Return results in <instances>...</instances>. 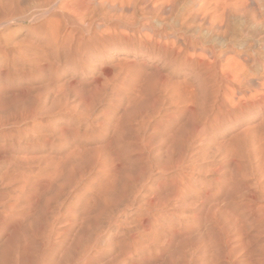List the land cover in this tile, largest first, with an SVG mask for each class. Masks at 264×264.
Wrapping results in <instances>:
<instances>
[{
    "label": "bare ground",
    "instance_id": "obj_1",
    "mask_svg": "<svg viewBox=\"0 0 264 264\" xmlns=\"http://www.w3.org/2000/svg\"><path fill=\"white\" fill-rule=\"evenodd\" d=\"M17 1L22 0H0V264H264V24L255 22L257 27L252 21L264 17V0H36L41 8L32 18L40 26L30 30L42 29L47 40L38 62L30 57L29 64L39 68L36 72L57 67L50 52L67 59L80 52L86 20L95 29L104 21L118 28L116 12L124 25H138V31L119 38L126 55L118 61L119 72L139 57L157 62L154 74L159 80L137 78L127 85L130 89L124 85L113 121L108 127L105 121L95 125L101 133H114L118 151L94 146L99 149L94 167L78 174L82 178L76 185L73 175L74 183H67L74 186L69 187L58 182L69 158L74 161L75 150L62 157L39 156L52 145L42 122L58 109L60 118H83L79 107L89 99L76 105L73 90L71 101L66 89H60L55 102H45L55 103L48 109L45 97L37 95L23 107L24 120L19 118L20 125L41 121L40 128L24 137L16 155V70L29 59L28 38L16 42V23L28 12L20 6L18 14ZM72 12L84 22L76 21ZM230 25L235 28L227 40ZM253 30L258 38L250 40ZM34 42L30 45L37 47ZM130 54L133 59L125 58ZM143 65L144 74L152 65ZM168 67L171 71L163 75ZM96 76L89 78L97 83ZM149 97L156 106L155 114L150 111L155 121H149L145 110L137 111L141 121L136 116L138 121H131V108ZM128 134L134 138L128 140ZM82 148L85 161L88 155ZM134 164L137 171H132ZM95 210L97 219L102 212L108 215V220L99 218L107 220L106 227L90 218ZM89 220L97 224L86 232Z\"/></svg>",
    "mask_w": 264,
    "mask_h": 264
},
{
    "label": "rangeland",
    "instance_id": "obj_2",
    "mask_svg": "<svg viewBox=\"0 0 264 264\" xmlns=\"http://www.w3.org/2000/svg\"><path fill=\"white\" fill-rule=\"evenodd\" d=\"M23 1V0H22ZM22 1L20 2V1H17V3H18V5L17 4H15V6H16V8L18 9L20 6V10L21 11H24V10H27L28 9V12H26L25 14H24V16H22L21 18L23 19H18V20H16V29L18 30V34L16 33V42H19V41H21V39H26L27 40V38H28V40H27V46L25 47L26 49V52L28 53V56H29V59H24V60H26L27 61V63L25 64L23 61H22V63L20 64L19 63V65H20V67L21 66H23L24 64H25V66H23L22 67V69L19 67L18 69H21L20 71L18 70H16V73L18 74V75H16V113L18 114H16V119L18 118L19 120H20V118L19 117H21V120L23 119L24 120V117L23 116H20V115H22V113H23V107H28L29 106V103H31V102H33L34 101V99H35V97H37V95L38 96H41V98H43V96L45 97V98H43V100H44V103L45 102H47V99L49 98V99H51V100H53L55 97V95L59 92V90L61 89V91H62V89L64 90V89H66V92L68 93V96H69V98L71 99V101H73V100H77L76 101V105H77V103H79V105H80V102H81V104H83L85 101H87L88 99L91 101H87L86 102V106H85V103L83 104V105H81L80 107H79V109H80V111L81 112H83V114L85 113V117H81V118H76L75 120H68L65 116H63V118H60L56 113H57V111H59V109L58 110H54V109H56V108H53V110L55 111V114L53 115V114H51V117H49V120L48 121H46L45 123L44 122H42L45 126H46V128H45V130L47 131V133L49 134V138H50V140L52 141V145H50V146H47V151L46 152H44L43 153V151H41L40 152V154H39V156H41V155H47L48 156V159L49 158H54L55 156H57V157H62L61 156V154L63 153V154H65L64 152H69L70 150V152H73V150H75L74 152H73V159H74V161H75V163H74V165H73V163H72V159L70 160V158H69V160L71 161L70 162V169H69V165L67 164L68 162H69V160H68V162H66V164H65V168L63 169V174H62V177H61V179L59 180L60 181V183L58 182V185L59 184H65V187H69V185H71V184H69L68 185V180L69 179H71V180H69L70 182H73L74 181V179H76V181H75V185L80 181V179L82 178V177H80V179H79V176H83V173L85 174L86 172V170H87V172H88V168L87 167H91V168H93L94 167V165H92L94 162H95V159H94V156H95V154H96V152H97V150H99L100 148H103V149H105L106 151H109V150H112V151H118V149H117V146L115 145V137L113 136V132L111 133L110 131H105L104 133H101L99 130H98V128H97V126L95 127V125H97V123H98V121H105L104 123L107 125V127H108V121H113V117H114V111L116 110V108H117V106H118V104H119V101H120V99H122L123 100V97H124V94H125V88H124V85H126V87L128 88V84L129 83H131L133 80H135V79H137V78H140V79H144L145 80V78L146 79H148V81L147 82H149V81H152L153 80V78L155 77V78H157L158 79V75H157V73H155L154 74V72L155 71H157L156 69H155V65H156V61L155 62H149V60H147L146 59V56H144V57H139V58H136V60H135V63H134V66H132V67H130V68H126V69H123V70H121V73L119 72L120 70V68L118 67L119 65V63H118V61L120 62L121 61V58L123 59V57L124 56H126V55H124V53H122L123 51H122V48L123 47H125V45H124V40H122V39H119V38H122V37H124L125 36V32L127 33H131L132 34V32H136V31H138L137 30V24L136 25H133V26H131V25H124L122 22V20H124V18L123 17H121L120 15H119V12L117 13H114L115 15H114V18H115V16H118V19L116 18V20L117 21H119V27L118 28H116V29H113V27L111 26V24L110 23H108L107 21H104L103 23L101 22V21H98L99 19H97L96 20V22H97V24L98 23H100V24H102V28H100V29H98V28H96L95 29V25H93V26H91V24H90V20H86V22H85V24H84V28L81 30V32H80V35H82L81 37L83 38L84 37V40H85V42L83 41V45H82V47H81V49H80V52H78L77 53V51L75 52V53H73L71 56H68V58L69 59H67V58H64L65 56L63 55V54H58V57H56V54H55V52H50V53H48V55H49V57L51 56H53L52 57V59L54 58L56 61H58L59 63H57L56 64V66L57 67H55V69H53V70H46V72L44 71V73L43 72H41V74H40V71L38 70V72H36L37 71V69H39V68H33V66H31L32 65V63H31V65L29 64V61H30V59H32L33 57L36 59V61L38 62V58L40 57L41 58V56L43 55V50H45L46 48V44H47V40H46V36H45V32L44 31H42V29H38L37 31L36 30H30V28H34V27H38V26H40V21L39 20H36L35 19V17L33 16V18H32V15L36 12V11H38L41 7H40V4L38 3V1H34V0H24V2L22 3ZM33 2V3H32ZM20 3V4H19ZM35 3H36V5H35ZM29 4V5H28ZM26 8V9H25ZM44 8V7H43ZM16 9V11L18 12V14L20 13V10L18 9L17 10ZM24 9V10H23ZM30 13H32V14H30ZM73 13V12H72ZM73 14H75V15H77V13H73ZM117 14V15H116ZM128 16L130 15V13H128L127 14ZM251 15V14H250ZM25 16H26V18L27 19H29V20H27L26 18H25ZM77 16H79V15H77ZM77 16H75L76 17V21H79L78 19H81L80 18V16L79 17H77ZM247 17H249L248 19H250V20H252L251 18H250V16L249 15H247ZM119 18H121V20L119 19ZM258 18H256V21H255V19L254 20H252V21H254V25L256 24V23H258L260 26H261V24L263 25L264 24V21H263V19H264V17H262V18H259V20H257ZM25 20V21H24ZM34 20V21H33ZM36 20V21H35ZM131 20V19H130ZM262 21H263V23H262ZM35 22H37L36 24H35ZM80 22H84L82 19H81V21ZM256 22V23H255ZM90 25H89V24ZM105 23V24H104ZM108 24V25H107ZM258 24H256L255 26H257V27H259V25ZM21 25V26H20ZM37 25V26H36ZM85 25H86V28H85ZM104 25V26H103ZM30 26V27H29ZM89 26V27H88ZM90 26H91V28H90ZM111 27V28H109V27ZM134 26H136V27H134ZM264 26V25H263ZM28 27V28H27ZM88 27V28H87ZM130 27V28H129ZM229 28V30H227V32H225L227 35H226V39L227 40H229L230 38H231V36H232V34H231V31L232 30H234V28H235V26H233V25H230V27H228ZM89 29V30H88ZM94 29V30H93ZM107 31H105V30ZM109 29V30H108ZM122 29H123V31H122ZM91 30V31H90ZM104 30V31H103ZM116 30V31H115ZM119 30V31H118ZM90 31V32H89ZM97 31V32H96ZM110 31V32H109ZM112 31V32H111ZM116 32V34H115V32ZM132 31V32H131ZM254 31L255 30H253L251 33H250V40H253V39H257L258 37V35L257 36H255L256 34H257V32L255 31V33H254ZM104 32H106L107 34H105ZM108 32H109V34H108ZM119 32V33H118ZM229 32V33H228ZM24 33H25V35H24ZM82 33V34H81ZM86 33H89V34H86ZM122 33H124V34H122ZM94 34V35H93ZM97 34V35H96ZM100 34H101V36H100ZM105 34V35H104ZM231 34V35H230ZM24 35V36H23ZM118 35V36H117ZM121 35V36H120ZM224 36H225V34H223ZM252 35V36H251ZM23 36V37H22ZM29 36V37H28ZM40 36V37H39ZM86 36V37H85ZM99 36V37H98ZM255 36V37H254ZM89 37V38H88ZM106 37V38H105ZM230 37V38H229ZM33 39V40H30V39ZM88 38V39H87ZM100 38V39H99ZM98 39V40H97ZM115 39V40H114ZM19 40V41H18ZM90 40V41H89ZM92 40V41H91ZM96 40V41H95ZM101 40V41H100ZM29 41V42H28ZM31 41L32 42H34V43H36V44H38V45H42L40 48L38 47V45H36L39 49L37 50V47H35V44H31L30 45V43H31ZM94 41V42H93ZM99 41V42H98ZM41 42V43H40ZM97 42V43H96ZM252 43V41H249V43ZM29 43V44H28ZM92 43V44H91ZM94 43H96V44H94ZM99 46H98V45ZM45 45V46H44ZM87 45V46H86ZM29 46V47H28ZM34 46V47H33ZM84 46V47H83ZM85 47H87V48H85ZM106 47V48H105ZM101 48V49H100ZM37 52H36V51ZM29 51V52H28ZM40 51V52H39ZM122 51V52H121ZM31 53V55H29ZM53 53L55 54V55H53ZM62 53V52H61ZM80 53L82 54L81 56H80ZM32 54H34V55H32ZM36 54V55H35ZM52 54V55H51ZM38 55V56H37ZM41 55V56H40ZM64 57H63V56ZM32 56V58H30ZM111 56L113 57V58H111ZM119 56H121V57H119ZM25 58H28L27 57V54H26V57ZM33 58V59H34ZM63 58L64 59H66V60H64L63 61ZM71 58V59H70ZM116 58H118L117 60H116ZM125 58H127V59H133L134 58V55L133 54H130V55H127V57H125ZM34 59V60H35ZM38 59V60H37ZM61 59V60H60ZM82 59H83V61H82ZM79 60V61H78ZM20 61V60H19ZM61 61V62H60ZM147 62V63H149V64H151L152 66H150L146 71H144L145 73V75L143 74V69L145 68V66L143 65V62ZM79 62H81V63H79ZM24 63V64H23ZM63 63H65V64H63ZM90 63V64H89ZM92 63H94V64H92ZM116 63H117V65H116ZM81 64V65H80ZM86 64V65H85ZM60 65H62V66H60ZM84 65V66H83ZM79 66V67H78ZM87 66V67H86ZM103 66V67H102ZM148 66V65H147ZM146 66V67H147ZM25 67V68H24ZM99 67V68H98ZM115 67V68H114ZM119 69H118V68ZM31 68H32V70H31ZM57 68H59V69H57ZM106 68V69H105ZM111 68V69H110ZM114 68V69H113ZM134 68H136V69H134ZM138 68V69H137ZM24 69V70H23ZM26 69V70H25ZM36 69V70H35ZM57 69V70H56ZM142 69V70H141ZM171 67H168V68H166V69H164L163 71H162V73H163V75L164 74H166L167 72V74H169V72L171 71ZM28 70V71H27ZM106 70V71H105ZM140 70V71H139ZM22 71V72H21ZM35 71V72H34ZM56 71V72H55ZM101 71L103 72V73H101ZM124 71V72H123ZM148 71H149V73H150V76H148L149 75V73H148ZM29 72H30V74H29ZM48 72V73H47ZM88 72V73H87ZM110 72V73H109ZM123 72V73H122ZM129 72V73H128ZM57 73V74H56ZM114 73H115V75H114ZM133 73V74H132ZM151 73H152V75H151ZM72 74V75H71ZM107 76V78H106V76ZM117 74V75H116ZM126 74H128V76L126 75ZM148 74V75H147ZM166 74V75H167ZM27 75V76H26ZM83 75V76H82ZM89 75H97L96 77L98 78V82L97 83H94V81L92 80V78H89ZM112 75V76H111ZM113 75L114 76H116L115 77V79L117 80H115L114 79V77H113ZM123 75L125 76V77H123ZM155 75V76H154ZM59 76V77H58ZM105 76V77H104ZM111 76V77H110ZM141 76V77H140ZM52 79H51V78ZM71 78V81H70V78ZM76 77V78H75ZM127 77H129V78H127ZM123 78V79H122ZM73 79V80H72ZM108 79V80H107ZM115 81H114V80ZM43 80V81H42ZM49 80V81H48ZM75 80V81H74ZM92 80V81H91ZM119 80V81H118ZM159 80V79H158ZM69 81L70 82H73V83H71L72 85L71 86H69ZM20 82V83H19ZM47 82V83H46ZM63 82H66L65 83V85H66V88L64 87V83ZM105 82V83H104ZM111 82V83H110ZM44 83V84H43ZM51 83H53V87L54 88H52V86H51ZM56 83V84H55ZM59 83V84H58ZM67 83H68V85H67ZM81 83V84H80ZM115 83V84H114ZM116 83H118L117 85H116ZM42 84H43V86H42ZM47 84H49L48 86H47ZM62 84V85H61ZM74 84V85H73ZM121 84V85H120ZM37 85V86H36ZM38 85H40L41 86V88H39L40 86H38ZM55 85V86H54ZM62 86L63 88H60V86ZM78 85H79V88H78ZM82 85V86H81ZM119 85H120V87H119ZM28 86V87H27ZM34 87L33 88V90H34V92L32 91V87ZM45 86H47V87H45ZM49 86H50V88H49ZM57 86V87H56ZM67 86H68V88L70 87L71 89V91L67 88ZM75 86V87H74ZM30 87V88H29ZM38 87V88H37ZM42 87H44L43 88V90H42ZM58 87H59V89H58ZM76 87H77V89H76ZM85 87V88H84ZM90 87V88H89ZM116 89H115V88ZM36 88L38 89V90H40L41 89V91H43V92H39V91H36ZM46 88H48V89H50V91H48V89H46ZM54 89L53 91H52V89ZM122 88V89H121ZM27 89V90H26ZM87 89V90H86ZM89 89V90H88ZM111 89V90H110ZM118 89H120L121 90V92H118L117 90ZM128 89H130V88H128ZM29 90V91H28ZM56 90V91H55ZM67 90H69V91H67ZM72 90H73V93H74V95H75V97H74V95H72V94H70L71 92H72ZM79 90V91H78ZM23 91H25V92H23ZM76 91H78V92H76ZM83 91V92H82ZM115 91V92H114ZM123 91V92H122ZM130 91V90H129ZM23 92V93H22ZM29 92V93H28ZM36 92V93H35ZM53 92V93H52ZM110 92V93H109ZM31 93V94H30ZM33 93L35 94V96L33 95ZM40 95H39V94ZM48 93H50V95L48 94ZM55 93V94H54ZM76 93H77V95H76ZM89 93V94H88ZM94 93V94H93ZM105 93V94H104ZM113 93H114V96H112L113 95ZM42 94V95H41ZM81 94H83V95H81ZM120 94H121V96H120ZM30 95V96H29ZM46 95H48V96H46ZM52 95V96H51ZM110 97H109V96ZM31 96H32V98L33 99H31ZM34 96V97H33ZM73 96V97H72ZM89 96H91V97H89ZM104 96H105V98H104ZM116 96V97H115ZM53 97V98H52ZM72 97V98H71ZM81 97H83V98H81ZM111 97H114V98H111ZM73 98H75V99H73ZM78 98V99H77ZM70 99H69V102H70ZM73 99V100H72ZM82 99V100H81ZM83 99H85V100H83ZM113 99V100H112ZM33 100V101H32ZM51 100H48V105H47V103H45L46 104V107L49 109V107L53 104V103H51ZM56 100V99H55ZM55 100H53L54 102H55ZM81 100V101H80ZM107 101V103H106V101ZM151 100V98L149 97V99L145 102V103H143L142 105H140V106H138L137 108H134V107H132L131 108V111H132V117H131V121H138V120H142V117H141V119H140V117H138L137 116V111L138 110H142V112L145 110V111H147V113L146 114H148L149 116H150V120H149V117L148 118H143L144 120L146 119H148L149 121H155V118H153V116L154 115H152V110L154 109H156V106L153 104V106L155 107V108H153V106H151V103H153V100L152 101H150ZM80 101V102H79ZM84 101V102H83ZM105 101V102H104ZM109 101V102H108ZM115 101V102H114ZM148 101H149V104H148ZM25 102V103H24ZM88 102L90 103V104H88ZM94 102V103H93ZM111 102V103H110ZM151 102V103H150ZM72 103V102H71ZM102 103V104H101ZM110 104V105H109ZM113 104V105H112ZM50 105V106H49ZM71 105V104H70ZM72 105H74V104H72ZM90 105H91V107H90ZM93 105V106H92ZM147 105V106H146ZM82 106H85V108L84 107H82ZM88 106V108H86ZM108 106V107H107ZM112 106V107H111ZM151 108H150V107ZM52 107H55V103H54V106L52 105L51 106V108ZM81 107H82V109H81ZM91 110H90V109ZM93 108V109H92ZM113 108H115V109H113ZM148 108H149V111H148ZM84 109V110H83ZM108 109V110H107ZM88 110H90V111H88ZM107 110V111H106ZM153 110V111H154ZM19 111H21V112H19ZM85 111V112H84ZM104 111L106 112L105 114H104ZM152 113H151V112ZM156 111V110H155ZM155 111H154V114H155ZM89 112H91V113H89ZM21 113V114H20ZM95 113V114H94ZM98 114V115H97ZM87 115H89L88 116V118H87ZM95 115L97 116V117H95ZM151 115H152V120H151ZM84 116V115H83ZM90 116H93V117H90ZM102 116V117H101ZM134 116H136V119H138V120H134ZM139 116H141V115H139ZM138 117V118H137ZM17 119V120H18ZM103 119H105V120H103ZM154 119V120H153ZM16 120V125L17 124H19L18 126H16V129L18 130H16L17 131V133H16V139L18 140H16V155L18 154V152H20V149L24 146V139L25 138H28L29 136H30V134H31V132L32 131H34V129L36 128V129H39L40 127H39V122H41V121H38V120H34L33 122L32 121H28L27 123H26V121H24L23 122V125H20V123H21V120L18 122ZM145 120V121H146ZM147 120V121H148ZM18 122V123H17ZM70 122V123H69ZM91 122V123H90ZM94 123V124H93ZM136 123V122H135ZM134 123V124H135ZM22 124V123H21ZM28 124H29V126H28ZM33 124V126H34V128H32L33 126H31ZM35 124H36V126H35ZM69 124V125H68ZM38 125V126H37ZM26 126V128H24V127ZM63 126V127H62ZM82 126V127H81ZM92 126V127H91ZM58 127V128H57ZM65 127V128H64ZM56 128V129H55ZM59 128H62V129H60L59 130ZM88 130H87V129ZM95 128V129H94ZM33 129V130H32ZM36 129H35V131H36ZM49 129V130H48ZM53 129V130H52ZM22 130V131H24L25 132V134H24V132H20V131ZM26 130V131H25ZM27 130H30V132L29 133H27L28 131ZM56 130H59L58 132H56ZM84 130H85V133H84ZM60 131H62V134L60 133ZM69 132V133H68ZM53 133V134H52ZM59 133V134H58ZM77 133V134H76ZM84 133V134H83ZM106 133V134H105ZM110 133V134H109ZM20 134H22V135H20ZM56 134V135H55ZM68 136H67V135ZM27 135V136H26ZM57 135H59V136H57ZM112 135V136H111ZM128 135H130V137L128 136ZM126 137L128 138V140H130V139H133L134 138V136H131V134H128ZM53 136V137H52ZM62 136V137H61ZM25 137V138H24ZM126 137H125V140H126ZM22 138V139H21ZM55 139V140H54ZM113 139V140H112ZM59 141V142H58ZM73 141V142H72ZM88 141V142H87ZM112 142V143H111ZM102 143V144H101ZM106 144L107 146L104 148V147H101L103 144ZM108 143V144H107ZM110 143V144H109ZM58 144V145H57ZM104 144V145H105ZM23 145V146H22ZM99 145V146H98ZM110 145H111V148H110ZM114 145H115V149H114ZM19 146V147H18ZM80 146V147H79ZM86 146V147H85ZM99 147V149L97 148H93V149H90L89 148V150L92 152V151H94V149H95V152H93L92 153V155L90 156V154L89 153H91V152H89L88 153V151L86 152L85 150H88V147ZM62 147V148H61ZM78 149H77V148ZM82 147H84V151L87 153V154H85V156L86 155H88V157H86V160L84 161V159H85V157H83L84 156V153H83V148ZM113 147V148H112ZM69 148V149H68ZM73 148H76V149H73ZM85 148H87V149H85ZM109 150H108V149ZM79 149H81V150H79ZM64 150V151H63ZM54 151V152H53ZM59 151V152H58ZM29 152H31V153H33V151H29ZM50 152V153H49ZM75 152H76V155H78L77 157H76V155H75ZM83 153V154H82ZM53 154V155H52ZM62 154V155H63ZM81 154L83 155V156H81ZM60 155V156H59ZM74 156H75V158H74ZM56 157V158H57ZM72 157V156H71ZM82 158V160L84 161V162H81L82 160H80L79 158ZM78 158V160H80L79 161V163H78V161L76 160ZM88 158V159H87ZM133 159V158H132ZM94 160V161H93ZM73 161V162H74ZM91 162H93V163H91ZM78 163V164H77ZM90 163H91V165H90ZM96 163V162H95ZM89 164V165H88ZM68 167H67V166ZM77 165V166H76ZM79 165V166H78ZM137 164H134L133 166H136ZM76 166V167H75ZM73 167V168H72ZM90 168V169H91ZM132 169H134V170H132V171H137L138 170V167L136 166V167H133ZM67 170V171H66ZM77 172H79V173H77ZM73 173V174H72ZM65 174V175H64ZM69 174H70V176H69ZM78 174H80L79 176H78ZM82 174V175H81ZM66 175H68V176H66ZM73 175H75L74 176V179L73 178H71V177H73ZM78 178H77V177ZM76 177V178H75ZM63 179V180H62ZM72 179H73V181H72ZM62 180V181H61ZM78 180V181H77ZM68 182V183H67ZM77 182V183H76ZM74 183V182H73ZM72 183V185L71 186H74V184ZM53 192L50 194V196H53L54 195V193H55V185L53 186ZM117 194H119V193H117ZM113 196V195H112ZM110 197V200H111V203L113 204L114 203V201H116L115 199H116V197H115V195L113 196V197H115V199H113V197ZM109 200V199H108ZM115 204V203H114ZM95 212H96V210L95 211H93V214H95ZM98 211L96 212V214H95V217L92 215V216H90V218L92 217L93 218V220H97V222H98V225L100 224L101 226H99V227H103V226H105L106 227V225H107V220H108V215H106L105 214V212H102L103 214H104V217L103 216H101V215H103L101 212H99V213H101V215L99 214V218L100 217H102L103 219H106V217H107V220H106V222H105V220H103L102 218H101V221H100V219L98 220L97 218H96V216H98ZM92 214V213H91ZM90 214V215H91ZM106 215V216H105ZM94 218H96V219H94ZM91 220V219H90ZM90 220L89 221H87V225L86 226H84V229H85V231L87 232V228L89 227V229L92 227V229L94 230V226H95V224H97V222L96 223H90ZM91 221V222H94V221ZM91 224V225H89L88 226V224L89 223ZM100 222H102V224L100 223ZM104 222H105V224H104ZM104 224V225H103ZM92 225H94V226H92ZM98 225H96L97 227H95L96 229L97 228H99L98 227ZM91 226V227H90ZM91 229V230H92Z\"/></svg>",
    "mask_w": 264,
    "mask_h": 264
}]
</instances>
